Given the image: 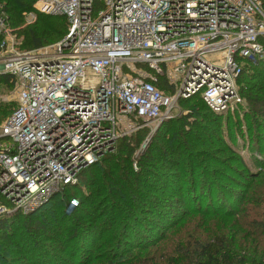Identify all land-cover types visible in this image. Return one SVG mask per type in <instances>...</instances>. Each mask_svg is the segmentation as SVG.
<instances>
[{
  "label": "built area",
  "instance_id": "2783aa9c",
  "mask_svg": "<svg viewBox=\"0 0 264 264\" xmlns=\"http://www.w3.org/2000/svg\"><path fill=\"white\" fill-rule=\"evenodd\" d=\"M34 9L65 16L68 28L56 42L21 49L0 19V75L16 92L0 124V217L36 210L182 100L238 111L241 74L264 64L259 0H36Z\"/></svg>",
  "mask_w": 264,
  "mask_h": 264
},
{
  "label": "trees",
  "instance_id": "16d2710c",
  "mask_svg": "<svg viewBox=\"0 0 264 264\" xmlns=\"http://www.w3.org/2000/svg\"><path fill=\"white\" fill-rule=\"evenodd\" d=\"M35 1L0 0V19L24 36L26 49L53 43L68 28L65 16L42 13L21 27ZM162 81L157 86L168 91ZM0 84L12 86L10 77L0 75ZM239 88L243 116L227 113L224 123L232 115L234 125L252 128L254 169L225 139L223 113L199 96L182 100L200 106L156 127L137 171L136 132L36 210L0 217V264H264V64L246 68ZM227 132L234 140L230 125ZM71 198L78 204L67 213Z\"/></svg>",
  "mask_w": 264,
  "mask_h": 264
},
{
  "label": "rangeland",
  "instance_id": "374dc122",
  "mask_svg": "<svg viewBox=\"0 0 264 264\" xmlns=\"http://www.w3.org/2000/svg\"><path fill=\"white\" fill-rule=\"evenodd\" d=\"M29 13H32V15H29ZM38 14H40V13L37 12L35 9H33L32 11H30L28 13H24L23 14V23H22L21 27L27 28L28 26L34 25L37 22V15ZM51 16H54V15H51ZM6 28L8 29L7 31H11V29H12V28L10 29L8 27H6ZM0 31H1V34H4L5 33L4 27L0 26ZM11 33L16 34L15 31H13V29H12ZM16 35L20 37L18 39V41L22 40L20 48L26 49V47L22 46L25 43L24 36L18 35V34H16ZM62 37L63 36L52 37V40L50 42H55ZM142 67H144V66H142ZM162 80H163L162 78L161 79L159 78L158 82L163 83ZM15 104H16V92H15V89L13 87V84H12V86L7 85V84H0V115L2 113L5 114L3 117H1L0 124L12 112V110L15 107ZM194 106L196 109H198L200 106L199 102L189 101V102L180 103L179 107L177 108L178 110L174 111L173 115L171 117H175L177 115L187 113V111H189V109L194 107ZM242 108H244V104L240 106L238 111L226 112V113L222 114L223 135H224L225 139L228 140L229 144H231L233 146V148L238 152L237 154H240L241 157L244 159V161L248 164V166H250L251 169H254L252 167V145H253V143L256 144V142H255L254 137L252 136L253 135L252 134V128L248 129V123L247 122L244 124L240 123L238 125H234V118L232 116L236 112H239V117L241 118L243 116L242 111L244 110ZM227 113L232 114V115H230L229 123L227 122L225 125L224 122H225L226 116L228 115ZM227 125L231 126V133L234 137V140L228 139L229 137H228V132H227ZM156 127L157 126L154 122H148L147 124L143 125L142 127H140V129L137 130L138 134L132 139V142H134V144H135V150H134L133 155L131 157L132 158V168L134 171L138 170V165H137L136 159L138 158L141 151L146 147L151 136L154 134ZM224 127H225V129H224ZM222 156H225V154H222ZM234 167H236V168L238 167L237 169L240 170L241 172H243L239 165H235ZM229 174L232 178H234L233 180L237 184H238V182H245V180L238 173H232L231 172ZM224 182L227 184L234 185L232 182H230L228 180H225ZM234 186H236V185H234ZM71 210H72V208L70 207V205L68 203L65 211L67 213H69ZM200 258L202 259V257H200Z\"/></svg>",
  "mask_w": 264,
  "mask_h": 264
}]
</instances>
